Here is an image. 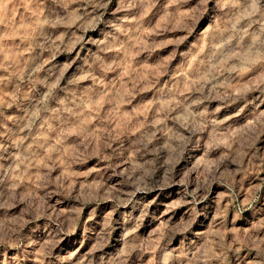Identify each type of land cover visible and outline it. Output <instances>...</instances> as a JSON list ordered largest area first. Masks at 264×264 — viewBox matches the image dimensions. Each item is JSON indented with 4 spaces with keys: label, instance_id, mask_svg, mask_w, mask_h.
<instances>
[{
    "label": "rangeland",
    "instance_id": "obj_1",
    "mask_svg": "<svg viewBox=\"0 0 264 264\" xmlns=\"http://www.w3.org/2000/svg\"><path fill=\"white\" fill-rule=\"evenodd\" d=\"M0 264H264V0H0Z\"/></svg>",
    "mask_w": 264,
    "mask_h": 264
}]
</instances>
